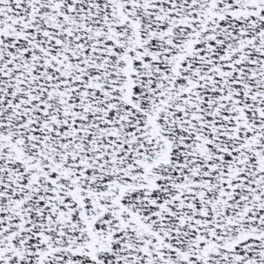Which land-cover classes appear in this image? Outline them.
I'll return each instance as SVG.
<instances>
[{"label": "snow or ice", "instance_id": "6c2138e0", "mask_svg": "<svg viewBox=\"0 0 264 264\" xmlns=\"http://www.w3.org/2000/svg\"><path fill=\"white\" fill-rule=\"evenodd\" d=\"M0 264H264V0H0Z\"/></svg>", "mask_w": 264, "mask_h": 264}]
</instances>
